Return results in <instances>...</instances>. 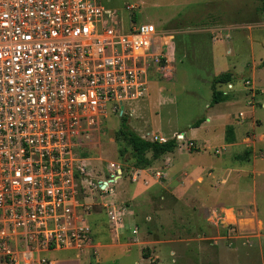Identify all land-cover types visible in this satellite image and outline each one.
I'll return each mask as SVG.
<instances>
[{"label":"built area","instance_id":"2783aa9c","mask_svg":"<svg viewBox=\"0 0 264 264\" xmlns=\"http://www.w3.org/2000/svg\"><path fill=\"white\" fill-rule=\"evenodd\" d=\"M137 7L115 13L100 0H0L1 264H50L46 252L97 249L84 183L113 193L123 165L110 161L101 180L80 150L100 146L96 134L112 113L133 116L126 103L147 98L150 66L172 38L153 22L137 23ZM103 206L119 236L127 205L112 199ZM137 233L135 226L129 245Z\"/></svg>","mask_w":264,"mask_h":264},{"label":"rangeland","instance_id":"374dc122","mask_svg":"<svg viewBox=\"0 0 264 264\" xmlns=\"http://www.w3.org/2000/svg\"><path fill=\"white\" fill-rule=\"evenodd\" d=\"M100 1L115 13H127V4H138L134 10L137 23L153 22L159 31L172 36L170 40L167 38L166 49L161 50L163 53L160 61L150 66L147 98L127 101L126 104L135 109L133 116H128V122L140 135L156 132L174 138V134L179 133L184 134L186 141H177L172 152L162 154L149 166L151 181L155 179L156 183L153 181L146 191L148 195L158 198L156 204L147 202V207L143 205L142 196L145 194L142 193H138L131 204L128 197L141 190V187L126 176L132 163L124 159L129 157L130 152L120 157V150L125 146L124 142L116 138L121 117L112 113L103 120L102 133L96 134L95 139L100 141V146L80 152L83 157L89 156L87 169L92 175H100V178L107 175L110 161L119 162L126 169L111 184L113 193L103 194L99 189L91 191L89 181H85L87 191L96 199L91 211L106 213L101 203L103 199L113 198L119 203L124 202L128 208L133 205L132 211L137 213L135 216L139 214L138 225L144 227L146 223L156 224L152 228L158 229L159 233L172 239L176 245L177 254H180L176 262L170 256L171 245H163L166 247L162 256L164 264H194V237L198 233L204 235L201 238L204 245L203 264H264V211L258 215L263 219L262 224L258 220H251L249 226H245L242 213H237L234 220L229 212L231 210H228L227 216L233 220L219 227L215 218L221 215L208 219L216 206L203 210L199 206L194 209V201L192 208L170 202L164 195L167 191L161 185L171 183L167 187L173 188L183 184L185 191L194 194L198 182H218L220 170L234 165H242L247 170L242 175L251 183L254 180L251 170L255 163L256 189H250L242 195L248 199L255 194L260 208L264 206V138L255 137V134L258 137L264 133V106L261 105L264 103V66L261 65L264 60L262 0ZM160 40L161 37H155L156 42ZM226 71L232 73V79L218 87L228 89L227 100H234L229 103L227 121L234 123V127L237 125L239 134L237 143L232 145H228L225 139V125L218 127L226 119L221 118L220 123L207 120L213 97L212 81L215 76ZM247 79L249 84L245 83ZM240 112H243V116H239ZM202 118L206 121L197 125V121ZM190 141L193 146H190ZM216 148L220 153H215ZM148 156H151L150 152ZM195 165L205 168L199 172L194 168ZM210 166L216 167L215 175H212ZM147 213L152 216L150 220L145 219ZM222 215L226 216V213ZM132 218L128 220L132 221ZM108 247H97L90 253L62 250L46 255L53 260H68L76 259L79 253V264H136V251L142 245L133 246L131 251V245L127 243ZM142 251L145 252L146 248Z\"/></svg>","mask_w":264,"mask_h":264},{"label":"crops","instance_id":"0c3cea01","mask_svg":"<svg viewBox=\"0 0 264 264\" xmlns=\"http://www.w3.org/2000/svg\"><path fill=\"white\" fill-rule=\"evenodd\" d=\"M227 87H229V85H227ZM224 94L229 95V90L228 89H223ZM232 98H235L234 96ZM234 101V100H232ZM232 101L229 100H224L215 104H211L210 105V114L207 115V120L208 121H216L215 123H220L221 121H219L221 118L226 119V122L223 121L221 122L219 126H221V124L225 125L226 131H227V127L228 125L233 126V130H232V134H233V141L228 142V145H232L237 143V137L239 134V130L237 128V125H235L234 127V123H230L229 121H227L228 118V110H229V103H231ZM206 121L203 120L202 123H204ZM214 123V124H215ZM217 128V127H216ZM256 139H263L264 138V133H261L258 135V137L255 134ZM225 139H226V134H225ZM256 141H254V150H255V144ZM253 146L251 145V148L253 150ZM255 156V155H254ZM251 159V158H250ZM255 165V163H254ZM252 168V172L254 173V180L250 183L248 181H246L243 178L242 173L243 172H247V170H245L242 165H234L235 167H231V166H227L226 168L220 170L221 171V176L218 180V182L215 181H206L204 180L203 183H197L196 184V188L197 190H194V194H191L190 191H185L183 189V184L179 187H173V188H169L167 186H170L171 183L165 184V183H161L162 187L164 188V190H166L167 192L164 193V195L169 199L170 202H178L180 204H185L186 206H189L190 208L193 207V201H194V209H197V206H199V208L206 210L207 208L210 210L213 205L216 206L215 208L212 209V212L208 219L211 220L214 217H217V215H221L217 218H215L216 224L220 227V226H226L230 221H232L233 219L236 220V214L238 213H242L244 215L243 220H244V225L245 226H249V222H251V220H258L261 224L263 223V219L259 218L258 215H260L261 212L264 211V206L262 208H260L258 202H257V196L255 194L252 195V197H248V199H244L243 197L245 195L246 192H249L250 189L255 190L256 186L255 184L256 179H255V175H256V170L254 168ZM194 168H196V170H198L199 172L201 170H203L205 167H200V166H194ZM126 169V168H125ZM150 169V167L148 168H135L133 166H131L129 168V172H127V178L130 179L132 182H135L137 184V186L141 187L139 189V191L134 192L133 195H131V197H128L130 200V203L132 204L135 197H138V193L139 194H145V195H141L142 196V201H144L143 205H146V207L149 205L147 202H154V204H156V200L158 198H155V195H148L146 191L147 187H149V185L154 181H151V178L149 176L148 170ZM212 171V175H215V170L216 167L215 166H210L209 168ZM124 172V170H123ZM235 173H238V175L235 176ZM123 174V173H122ZM121 174V175H122ZM211 175V176H212ZM106 176V175H105ZM102 176L100 179L103 180L106 177ZM209 178V176H208ZM231 179V180H230ZM142 182V183H140ZM247 182V183H245ZM249 183V184H248ZM141 185V186H140ZM249 186V188H248ZM201 189V190H199ZM218 190V191H216ZM146 192V193H145ZM149 196V198H148ZM164 197V196H163ZM111 198L107 197V199ZM230 198H235L236 200H232ZM113 199V198H112ZM109 199V200H112ZM90 202H94L96 199L95 198H89L88 199ZM145 200H147L145 202ZM104 201H107L106 199H103V201H101V203L103 204ZM216 201V202H215ZM100 203V204H101ZM230 203V204H229ZM133 206V205H132ZM132 206H130L129 212L127 214V221H125V227L123 229L120 230L119 236L114 235L113 233V229L110 225V222L108 220V217L106 215V213L104 214H100L98 212L95 211H91L89 216H88V220L89 223L92 226L93 229V236L95 238L96 244L98 245L99 249L103 248V247H108V248H112V245L114 244H118V243H127L129 241L130 235H131V230L137 226L138 228V233H137V237H138V242L135 244H132L131 247L129 248V250H132V247L135 245H142L141 249L139 251H136L137 254V260H136V264H141V263H148V264H164L163 263V259L162 256L163 255V251L165 250V246H163L164 244H170L171 245V249H170V256L172 257V261L176 262V257H179L180 254H177L179 252H177L176 248L174 246H176L173 243L172 239H168L166 237H164L161 233H159V230L156 228H152V225L157 226L156 224H145L144 227H142V225H138L137 223V218L139 217L135 214H137L136 212L132 211ZM164 206V205H162ZM192 206V207H191ZM145 207V208H146ZM217 209L219 210V212H217ZM105 210V209H104ZM145 210V209H144ZM231 210L229 212L232 213L233 219L231 220L230 217L227 216V211ZM200 213L202 212V210L199 211ZM222 213H226L225 215H222ZM256 215V216H255ZM145 216V215H144ZM133 217L132 221L131 219L128 220V218ZM104 218V219H103ZM152 218V216L150 214L147 213V216L145 217L146 220H150ZM230 219V220H229ZM214 220V219H213ZM162 226V225H161ZM157 230V231H156ZM156 232V233H155ZM195 236V235H194ZM203 234L198 233L196 237H194V264H203L202 261V255L204 252V245L201 242V238L203 237ZM111 241V242H110ZM144 248H146V251H142ZM62 250H71V249H57V250H53L51 252H46L44 253L46 254H52L55 251H62ZM91 252V251H90ZM87 252V253H90ZM47 255V257L49 258V256ZM79 253L76 254V259H68V260H53L51 258L50 259V264H79ZM1 264V263H0Z\"/></svg>","mask_w":264,"mask_h":264},{"label":"trees","instance_id":"16d2710c","mask_svg":"<svg viewBox=\"0 0 264 264\" xmlns=\"http://www.w3.org/2000/svg\"><path fill=\"white\" fill-rule=\"evenodd\" d=\"M261 10L264 12V0H262ZM264 66V60L261 63ZM232 79V73L230 71L222 72L214 77L212 81L213 97L212 103L215 104L227 99L228 95L224 94L223 90L218 87L219 84H227ZM204 119H199L197 125L200 124ZM128 116L121 117V125L117 129L116 138L120 142H124L125 146L120 150V157L130 152L128 158L124 159L132 163L135 168H146L149 167L153 160L160 157L162 154L172 152L177 145L175 138H170L167 142L161 143L158 141H151L142 137L137 133L129 124ZM233 126L228 125L226 131L227 142L233 141L234 137L232 134ZM151 156H148V153ZM123 170L125 167H122Z\"/></svg>","mask_w":264,"mask_h":264}]
</instances>
